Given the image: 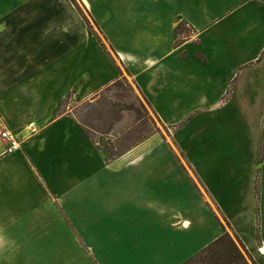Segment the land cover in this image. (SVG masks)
Returning a JSON list of instances; mask_svg holds the SVG:
<instances>
[{
	"label": "crops",
	"instance_id": "1",
	"mask_svg": "<svg viewBox=\"0 0 264 264\" xmlns=\"http://www.w3.org/2000/svg\"><path fill=\"white\" fill-rule=\"evenodd\" d=\"M110 1L0 0V264H184L223 234L215 209L264 264V2ZM117 62L172 147L108 159L59 112L122 79Z\"/></svg>",
	"mask_w": 264,
	"mask_h": 264
},
{
	"label": "rangeland",
	"instance_id": "2",
	"mask_svg": "<svg viewBox=\"0 0 264 264\" xmlns=\"http://www.w3.org/2000/svg\"><path fill=\"white\" fill-rule=\"evenodd\" d=\"M108 2L111 1L108 0ZM76 8L83 15L90 27L94 28V31H96L95 21H93L92 17L88 12L84 11L77 1ZM96 13L101 18V10ZM102 21L104 22V20ZM96 34H98V32H96ZM109 34L111 35L110 38L120 45L119 42H117L118 34L111 29L109 30ZM191 34V31L187 28L185 23L179 24L177 28V36L179 40L185 36L189 37ZM101 36H99V38H104L103 42L108 41L104 36ZM124 45H126L125 42ZM117 63L124 76L122 79H119L113 85L107 87L99 96H96L90 101L78 102L73 96H70L63 102L59 112H69L76 120H78L86 129L90 139L96 143L99 148L104 150L108 159L122 156L128 150L155 136H161L162 139L172 147V133L175 129H168L160 121L152 111L150 102L138 92L132 80L127 78L128 72L122 69L119 62ZM154 100L158 107L159 104H164L163 101H159L157 98H154ZM168 115L169 116L165 117L168 119H174L173 117H170V114ZM167 156L169 157L170 154H167ZM110 184L111 179H108L107 185L109 187ZM109 214L112 216L111 209L109 210ZM215 214L222 227L223 234L226 233L234 242L243 256L245 263L256 264L251 255L247 254L248 252H245L246 249H244L245 247H243V243L233 234L232 230L225 223L223 217L216 209ZM213 232H215V228L210 225L205 231V235H209ZM203 241H205V238H200V243ZM233 254L234 251L230 246V243L225 241L222 245L218 248H214L209 253L208 262H210V264H226L227 260H229L230 256Z\"/></svg>",
	"mask_w": 264,
	"mask_h": 264
},
{
	"label": "trees",
	"instance_id": "3",
	"mask_svg": "<svg viewBox=\"0 0 264 264\" xmlns=\"http://www.w3.org/2000/svg\"><path fill=\"white\" fill-rule=\"evenodd\" d=\"M260 1L264 2V0H260ZM225 241H228L230 243V246L232 247V249L234 251V254L230 256V258H229V260H227L226 264H243V263H245L243 256L239 252L238 248L236 247L234 242L229 238V236L225 233L220 238H218L216 241H214L209 246H207L202 251H200V253L197 256L191 258L188 262H186L184 264H210V262H208L209 253L214 248H218ZM245 252L247 253L246 250H245Z\"/></svg>",
	"mask_w": 264,
	"mask_h": 264
},
{
	"label": "built area",
	"instance_id": "4",
	"mask_svg": "<svg viewBox=\"0 0 264 264\" xmlns=\"http://www.w3.org/2000/svg\"><path fill=\"white\" fill-rule=\"evenodd\" d=\"M1 138L8 144L6 154H13L20 149V142L13 132L6 129L1 133ZM263 250L264 248H260L259 252L263 254Z\"/></svg>",
	"mask_w": 264,
	"mask_h": 264
},
{
	"label": "bare ground",
	"instance_id": "5",
	"mask_svg": "<svg viewBox=\"0 0 264 264\" xmlns=\"http://www.w3.org/2000/svg\"><path fill=\"white\" fill-rule=\"evenodd\" d=\"M262 253H263V251H262Z\"/></svg>",
	"mask_w": 264,
	"mask_h": 264
}]
</instances>
